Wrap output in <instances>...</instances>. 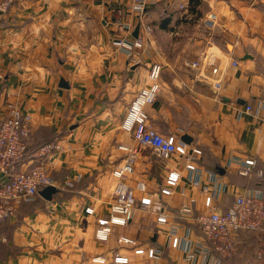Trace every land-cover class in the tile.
<instances>
[{
    "label": "crops",
    "instance_id": "crops-1",
    "mask_svg": "<svg viewBox=\"0 0 264 264\" xmlns=\"http://www.w3.org/2000/svg\"><path fill=\"white\" fill-rule=\"evenodd\" d=\"M127 3L32 0L0 14V118L16 102L31 116L28 144L57 137L63 147L52 171L56 192L50 200L38 194L11 217L0 233V264H88L96 255L105 256L107 264L115 255L126 257V264H199V256L194 263L185 261L201 235L193 217H180L179 208L207 214L204 201L211 196L215 210L226 211L234 190L252 188L253 174L264 192V116L257 109L264 99V0H149L141 21ZM125 22L129 26L118 31ZM136 27L145 41L138 56L111 46L117 37H137ZM207 52L218 67L219 90L189 65ZM155 63L162 67L161 88L146 106L148 122L179 141L183 134L190 137L184 143L201 151L193 160L196 172L187 170L178 154L161 158L138 146L122 128ZM119 145L138 149L127 179L136 207L130 222L113 226L103 243L95 231L112 203V171L124 162ZM250 157L255 167L244 176L249 178H240L237 162ZM171 171L178 181L169 195L161 194ZM145 196L149 208L139 205ZM158 214L166 223L157 222ZM120 235L158 256L135 254L118 242ZM173 237L181 241L176 248Z\"/></svg>",
    "mask_w": 264,
    "mask_h": 264
},
{
    "label": "built area",
    "instance_id": "built-area-1",
    "mask_svg": "<svg viewBox=\"0 0 264 264\" xmlns=\"http://www.w3.org/2000/svg\"><path fill=\"white\" fill-rule=\"evenodd\" d=\"M32 0H0V14H5L15 4L24 5ZM149 0H128L126 8L131 14L141 21L144 16L146 4ZM185 4H180L179 9H184ZM119 24L118 31L125 30L129 24ZM146 37L150 35V28L144 27ZM111 46L124 55L138 56L145 47L142 36L135 38L117 37L111 41ZM190 67L199 70L198 76L203 82L209 83L215 90L222 84L218 77V67L212 53H205L202 58L191 62ZM237 65L236 61L232 62ZM210 74L207 73L209 69ZM162 67L152 64L148 67L147 78L149 84L141 87L131 100L122 128L130 132L138 146L146 147L156 156L166 158L171 154H178L185 160V168L196 172L193 160L201 154L198 148H189L184 142L179 141L173 134L163 135L152 128L148 122L146 106L152 104L160 91V74ZM246 112L251 113V106L246 105ZM257 109L263 112L264 99L257 103ZM31 116L16 102H10L5 114L0 118V221L11 218L20 202L30 201L46 186H53L52 171L55 168L57 155L63 147L57 139L40 146L33 153L26 155L28 141L31 135ZM118 149L125 152L124 162L112 171L116 183L112 191V203L108 215L97 219L95 238L99 242H107L113 226H124L130 222L136 207L134 191L127 183L128 177L133 173V164L138 152L137 147L119 145ZM237 173L248 176L255 167L256 161L252 157L237 162ZM179 175L175 171L168 173L165 186L160 192L164 195L171 193V188L178 181ZM193 185L199 182L193 180ZM141 192L145 191L142 182L136 184ZM206 190V186L202 187ZM233 200L226 211H216L211 196H206L204 205L207 214H193L188 206H181L179 216L186 219L193 217L200 231L201 242L197 249L186 255L185 261L194 263L199 256L205 264H222L223 260H232L237 255L239 247V234L245 232L254 240L255 252L252 259H245L241 264H264V192L261 188H249L233 192ZM139 205L149 208L151 199L147 196L139 199ZM92 209L87 208L86 213L91 214ZM157 222L166 223V217L158 214ZM120 244L133 248L135 254H146L148 258H155L158 253L153 248L146 251L137 246L136 241L126 236L118 237ZM181 241L178 237L171 240L172 247H178ZM128 259L115 255L110 264H126ZM88 264H107L103 255H96L89 259Z\"/></svg>",
    "mask_w": 264,
    "mask_h": 264
},
{
    "label": "trees",
    "instance_id": "trees-1",
    "mask_svg": "<svg viewBox=\"0 0 264 264\" xmlns=\"http://www.w3.org/2000/svg\"><path fill=\"white\" fill-rule=\"evenodd\" d=\"M55 139H57V137H54V138H52L50 140H47L45 142H41V143H38V144H35V145L28 144V148L26 150V155H29V154L33 153L40 146L45 145V144H47V143H49V142H51V141H53ZM240 178L244 179V178H249V177L240 176ZM251 179H252L251 184L248 185V186H252V188L253 187L254 188L255 187L261 188L262 187V181H261L260 177H257V176H255L253 174ZM261 189H263V188H261ZM38 196L39 195H36L34 200H36V198ZM25 202H28V201L20 202V204L17 207V210H16L15 214L17 213L18 209L23 204H25ZM10 219L11 218H8V219L0 221V233H3L4 231L7 230L6 228H7V225H8V222H9ZM239 240H240V243H239V247H238V250H237V255L232 260H223L222 264H226L225 262H227V261H234L233 264H241V262L244 261L245 259H252L254 257V252H255L254 240L251 237H249L245 232L239 234Z\"/></svg>",
    "mask_w": 264,
    "mask_h": 264
},
{
    "label": "water",
    "instance_id": "water-1",
    "mask_svg": "<svg viewBox=\"0 0 264 264\" xmlns=\"http://www.w3.org/2000/svg\"><path fill=\"white\" fill-rule=\"evenodd\" d=\"M137 31H138V27L135 28L134 36H137ZM181 139L184 142L189 143L190 137L187 134H183L181 136ZM55 192H56V188L54 186L49 185V186H46L43 189H41L38 194L42 198H44L46 200H50L52 194L55 193Z\"/></svg>",
    "mask_w": 264,
    "mask_h": 264
}]
</instances>
